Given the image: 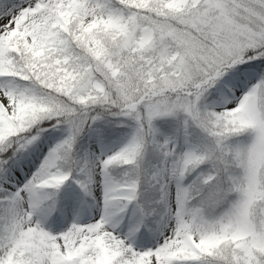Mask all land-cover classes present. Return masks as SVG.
Segmentation results:
<instances>
[{
  "label": "snow or ice",
  "instance_id": "6c2138e0",
  "mask_svg": "<svg viewBox=\"0 0 264 264\" xmlns=\"http://www.w3.org/2000/svg\"><path fill=\"white\" fill-rule=\"evenodd\" d=\"M0 264H264V0H0Z\"/></svg>",
  "mask_w": 264,
  "mask_h": 264
}]
</instances>
